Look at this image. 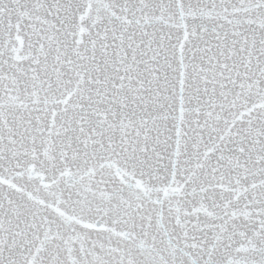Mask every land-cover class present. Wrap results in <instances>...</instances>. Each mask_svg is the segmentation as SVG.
<instances>
[{
  "label": "snow or ice",
  "instance_id": "6c2138e0",
  "mask_svg": "<svg viewBox=\"0 0 264 264\" xmlns=\"http://www.w3.org/2000/svg\"><path fill=\"white\" fill-rule=\"evenodd\" d=\"M0 264H264V0H0Z\"/></svg>",
  "mask_w": 264,
  "mask_h": 264
}]
</instances>
